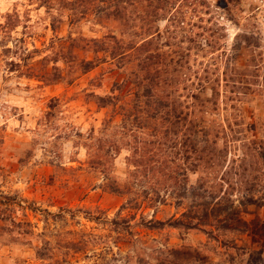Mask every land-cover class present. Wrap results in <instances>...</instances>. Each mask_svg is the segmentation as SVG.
<instances>
[{"label": "rangeland", "instance_id": "rangeland-1", "mask_svg": "<svg viewBox=\"0 0 264 264\" xmlns=\"http://www.w3.org/2000/svg\"><path fill=\"white\" fill-rule=\"evenodd\" d=\"M253 49L259 81L227 99ZM262 226L264 0H0V264H264Z\"/></svg>", "mask_w": 264, "mask_h": 264}, {"label": "trees", "instance_id": "trees-1", "mask_svg": "<svg viewBox=\"0 0 264 264\" xmlns=\"http://www.w3.org/2000/svg\"><path fill=\"white\" fill-rule=\"evenodd\" d=\"M43 2H46L47 0H42ZM130 1V0H129ZM138 2H140L141 0H136ZM145 1V0H144ZM148 1L149 5H152V0H146ZM160 3L162 4V8H166L167 3H169V0H159ZM151 12V14L154 16V14H156V11H154V8L150 11L147 12V15ZM130 46V44H129ZM128 46V47H129ZM261 52H258L256 50H252L249 51V53H247V57L245 59L244 62V66L243 67H239L238 65H235L231 67V70H233V72L227 76V71L229 66H226L225 72H224V80H225V87H227V91L230 93L227 96V99H239L242 97V95L246 94V90L249 89L250 87H252V83L255 81H259V74H260V70H259V62L261 60ZM250 64V65H249ZM230 69V68H229ZM249 69L250 72L249 73ZM212 74V72H211ZM151 74H149V71H147V75L145 76L146 79H148L149 83L144 85V89L147 92L148 95H153V90H150V87L152 86L154 77L151 76ZM249 81L251 82V84H249ZM147 82V81H146ZM218 82H219V78L216 75L215 77H210L209 75V67H205L203 69V72L201 73L200 76L197 77V80H193L189 83V96L194 98V99H199V94L200 92H202V90H206L207 88H209L211 95L210 97H206L205 100H201L200 101V106L203 109H207V102H210V105L213 109V107L217 104V95H219L220 93V89L218 87ZM255 90V89H254ZM234 96V98L232 97ZM236 97V98H235ZM155 104L156 106L154 107V113L157 115L158 111L161 110L162 106H164V101L161 99V97H157L155 100ZM155 116V115H154ZM162 120H166L164 117H162ZM211 125H215V122H211ZM221 126L220 124L217 123L216 127ZM208 127V126H206ZM210 127V126H209ZM224 127V126H221ZM226 127H230L229 123H227ZM219 131H217L216 134H218ZM212 133V135H211ZM203 134H205L204 137V141L205 143L202 145V147H200V154L203 155V157L206 158V161H211L214 165L215 164H219L220 161L222 159H224L226 157V155L229 153V150H227L228 146H219L216 142V139L214 137V130L213 129H207L205 130V132H203ZM136 171H133V173H135ZM166 174V173H165ZM169 174V173H168ZM167 174V178H171L174 179L175 181H179L176 180L178 179V176H174V175H168ZM112 190L115 191H119L118 187L116 186H112L111 187ZM62 211V210H61ZM62 212L59 213H55L52 216L54 217H61ZM170 226H176V227H184V228H190V227H197V223L194 222H190V223H186L182 220L179 219H174L169 221L168 223ZM262 229H264V227L262 226ZM238 230H245V229H239ZM213 230H209L208 233H212ZM48 242L45 241V244H47ZM232 247L236 250H243L244 247L243 246H239L236 243L234 245H232ZM46 249V246L40 247L39 249H37V253L39 255H44L45 252L44 250ZM257 253L259 254H264V240L262 242H260L259 244V249L257 251ZM201 264H205V263H201Z\"/></svg>", "mask_w": 264, "mask_h": 264}]
</instances>
